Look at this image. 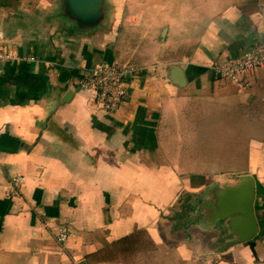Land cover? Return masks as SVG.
I'll return each instance as SVG.
<instances>
[{"label": "crops", "instance_id": "0c3cea01", "mask_svg": "<svg viewBox=\"0 0 264 264\" xmlns=\"http://www.w3.org/2000/svg\"><path fill=\"white\" fill-rule=\"evenodd\" d=\"M59 2L0 0L20 57L0 61V264H264V67L247 89L212 69L264 42V0H108L107 25L83 34ZM98 62L137 67L116 111L78 84ZM243 175L253 247L210 208L170 230L185 194Z\"/></svg>", "mask_w": 264, "mask_h": 264}, {"label": "built area", "instance_id": "2783aa9c", "mask_svg": "<svg viewBox=\"0 0 264 264\" xmlns=\"http://www.w3.org/2000/svg\"><path fill=\"white\" fill-rule=\"evenodd\" d=\"M19 55L9 49L5 42V34L0 30V61L19 60ZM30 59H35L30 57ZM264 67V42L254 44L244 49L237 56H230L216 62L212 69L224 81L247 89L251 85L250 77L259 68ZM137 69L130 64L98 62L81 76L78 84L81 88L91 90L93 101L103 111L118 110L130 94L128 78ZM19 183V178L15 179ZM66 227H59L56 239L59 243H66L69 239Z\"/></svg>", "mask_w": 264, "mask_h": 264}, {"label": "water", "instance_id": "95a60500", "mask_svg": "<svg viewBox=\"0 0 264 264\" xmlns=\"http://www.w3.org/2000/svg\"><path fill=\"white\" fill-rule=\"evenodd\" d=\"M58 16L67 22L73 33H89L107 25L109 20L108 0H60ZM181 73V69H179ZM181 78V75H180ZM213 199H205L200 211L211 209L213 219L229 220L228 226L238 236L233 242H248L260 226L255 213L256 183L252 175H243L234 186L213 192ZM198 211L196 214L200 213Z\"/></svg>", "mask_w": 264, "mask_h": 264}, {"label": "rangeland", "instance_id": "374dc122", "mask_svg": "<svg viewBox=\"0 0 264 264\" xmlns=\"http://www.w3.org/2000/svg\"><path fill=\"white\" fill-rule=\"evenodd\" d=\"M133 62H136L135 60H132ZM126 64H129V63H126ZM130 65H133V64H130ZM133 66H136V65H133ZM204 196H202V195H199V194H185L184 195V204H183V206H182V208H180V212H179V214H180V218L179 219H176L174 222H173V224L170 226V230L171 231H174V230H181L183 233H184V236L186 237L187 235H189V231L188 230H185V226L188 224V223H190V221H192V218H193V220H194V217L192 216V215H196V213L198 212V211H200V206L204 203ZM200 200H201V202H200ZM200 203V204H199ZM191 205V206H190ZM194 205H197V209L194 211V213H191V214H188V212H189V207H194ZM194 210V209H193ZM202 213V211H200V213L198 214V215H200ZM191 215V216H190ZM188 228V227H187ZM213 232H216V233H218V235H217V237H219V239H220V236L221 235H224V234H226V233H228V229L227 228H223V229H221L220 227H218L217 229H215ZM218 238H217V240H215L216 242L215 243H217V244H219L220 243V240H219ZM150 247V246H149ZM169 248H171L170 246H169ZM167 251V250H166ZM169 254V253H168ZM172 257L171 256H168L167 255V257H165V263L166 264H170L171 263V261H170V259H171ZM149 260H150V262H156V260H155V257H149ZM164 260V259H163ZM169 260V261H168Z\"/></svg>", "mask_w": 264, "mask_h": 264}]
</instances>
